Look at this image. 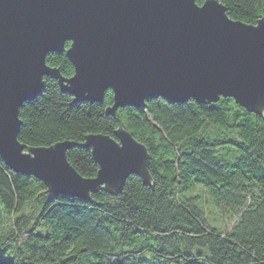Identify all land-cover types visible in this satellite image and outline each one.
<instances>
[{
	"label": "trees",
	"instance_id": "1",
	"mask_svg": "<svg viewBox=\"0 0 264 264\" xmlns=\"http://www.w3.org/2000/svg\"><path fill=\"white\" fill-rule=\"evenodd\" d=\"M219 2L232 20L264 18V0ZM46 62L64 77L74 73L64 53ZM112 103L110 90L101 104L75 102L45 79L19 109L18 139L29 147L76 142L67 159L92 178L98 164L80 144L88 134L115 138L122 126L148 150L150 184L130 176L116 192L86 201L55 196L0 157V264H264V111L228 97L180 104L159 97L113 117L105 112ZM208 202L235 219L229 230L210 225Z\"/></svg>",
	"mask_w": 264,
	"mask_h": 264
},
{
	"label": "water",
	"instance_id": "2",
	"mask_svg": "<svg viewBox=\"0 0 264 264\" xmlns=\"http://www.w3.org/2000/svg\"><path fill=\"white\" fill-rule=\"evenodd\" d=\"M204 5V7H201ZM0 0V157L14 172L42 181L49 193L86 201L114 193L130 176L150 184L149 154L122 126L115 138L88 134L80 144L98 164L92 178L68 161L76 142L22 144L20 107L45 79L75 102L113 103L105 110L144 108L145 99L173 103L233 98L248 112L264 111V18L232 20L219 0ZM69 46L66 47V43ZM64 53L74 73L46 62Z\"/></svg>",
	"mask_w": 264,
	"mask_h": 264
},
{
	"label": "rangeland",
	"instance_id": "3",
	"mask_svg": "<svg viewBox=\"0 0 264 264\" xmlns=\"http://www.w3.org/2000/svg\"><path fill=\"white\" fill-rule=\"evenodd\" d=\"M207 218L210 225H213L221 230H229L232 227L235 219L230 217L228 214L223 215L221 209H215L209 202L205 205Z\"/></svg>",
	"mask_w": 264,
	"mask_h": 264
},
{
	"label": "snow or ice",
	"instance_id": "4",
	"mask_svg": "<svg viewBox=\"0 0 264 264\" xmlns=\"http://www.w3.org/2000/svg\"><path fill=\"white\" fill-rule=\"evenodd\" d=\"M201 7H204V5H201Z\"/></svg>",
	"mask_w": 264,
	"mask_h": 264
}]
</instances>
